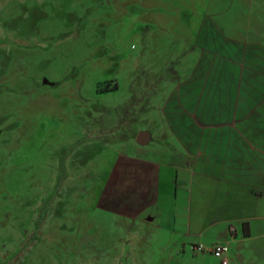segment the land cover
Wrapping results in <instances>:
<instances>
[{"label": "rangeland", "instance_id": "rangeland-1", "mask_svg": "<svg viewBox=\"0 0 264 264\" xmlns=\"http://www.w3.org/2000/svg\"><path fill=\"white\" fill-rule=\"evenodd\" d=\"M233 42L264 56V0H0V264H219L180 233L230 204L228 264H264V220H235L264 192L166 182V101Z\"/></svg>", "mask_w": 264, "mask_h": 264}, {"label": "crops", "instance_id": "crops-1", "mask_svg": "<svg viewBox=\"0 0 264 264\" xmlns=\"http://www.w3.org/2000/svg\"><path fill=\"white\" fill-rule=\"evenodd\" d=\"M233 43L235 48L224 54L198 47V59L191 74L182 84L174 86L173 95L166 101L168 110L164 121L175 143L171 154L177 157L175 163L167 166L170 173L166 182L177 186V172L182 171V186L186 181L203 184L215 180L218 186L225 181L228 188L237 192L243 189L248 191L245 196L261 198L264 192V56L260 54L258 59L257 44ZM171 171H175L173 180ZM251 180L254 182L250 183ZM234 208L233 204L225 205L224 215L215 216L202 228L190 229L189 217L186 229L180 233L184 237L181 252L184 254L188 246L194 255L202 251L212 255L209 251L212 246L232 244L236 231L229 225L233 219L225 214ZM199 212L193 222L201 217L202 210ZM250 218L264 220V214L235 220L243 222ZM218 225L220 228L210 234V227ZM245 227L244 239H247L249 226ZM198 246L202 249L196 250ZM224 258L228 264L226 253ZM193 259L200 264L201 258L193 256Z\"/></svg>", "mask_w": 264, "mask_h": 264}, {"label": "built area", "instance_id": "built-area-1", "mask_svg": "<svg viewBox=\"0 0 264 264\" xmlns=\"http://www.w3.org/2000/svg\"><path fill=\"white\" fill-rule=\"evenodd\" d=\"M202 247L198 246L196 248V250H201ZM210 253L212 254V256H214L215 258H218L220 260L221 264H227L226 259L224 258L225 253L227 252V247L224 245H220V244H216L214 246H212L209 249Z\"/></svg>", "mask_w": 264, "mask_h": 264}, {"label": "water", "instance_id": "water-1", "mask_svg": "<svg viewBox=\"0 0 264 264\" xmlns=\"http://www.w3.org/2000/svg\"><path fill=\"white\" fill-rule=\"evenodd\" d=\"M134 140L138 145H145L149 140V134L145 131L138 132Z\"/></svg>", "mask_w": 264, "mask_h": 264}]
</instances>
